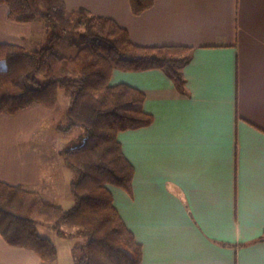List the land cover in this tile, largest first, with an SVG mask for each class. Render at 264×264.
Returning a JSON list of instances; mask_svg holds the SVG:
<instances>
[{"label": "crops", "instance_id": "0c3cea01", "mask_svg": "<svg viewBox=\"0 0 264 264\" xmlns=\"http://www.w3.org/2000/svg\"><path fill=\"white\" fill-rule=\"evenodd\" d=\"M65 2L114 19L138 45L191 49L183 90L161 69H117L111 80L140 89L153 116L119 134L135 176L131 193L112 188L143 246V264H264V0H155L139 16L130 0ZM8 13L0 6V43L44 46L42 21L16 23ZM55 109L0 116V181L53 203L59 188L65 208L75 202L66 161L59 158V181L52 166L47 178L45 160L22 147L25 139L32 152L33 136L54 122ZM0 264L46 263L0 235Z\"/></svg>", "mask_w": 264, "mask_h": 264}, {"label": "trees", "instance_id": "16d2710c", "mask_svg": "<svg viewBox=\"0 0 264 264\" xmlns=\"http://www.w3.org/2000/svg\"><path fill=\"white\" fill-rule=\"evenodd\" d=\"M2 5L8 7L11 21H42L51 36L35 50L0 43V116L34 105L54 110L64 90L70 105L59 130L79 127L83 134L79 144L63 153L75 174L70 185L75 206L66 209L22 185L0 181V235L10 246L54 264L58 249L38 227L47 224L60 237L67 236L65 228H72L88 238L77 264H143V246L115 206L112 188L131 193L135 176L119 134L150 125L153 116L145 110L146 96L140 89L111 80L117 69H161L183 90V68L191 60V49L138 45L114 19L84 8L71 11L65 0H0ZM130 5L139 16L155 0H130ZM76 33L83 35L74 42L77 54L60 56L55 46Z\"/></svg>", "mask_w": 264, "mask_h": 264}, {"label": "rangeland", "instance_id": "374dc122", "mask_svg": "<svg viewBox=\"0 0 264 264\" xmlns=\"http://www.w3.org/2000/svg\"><path fill=\"white\" fill-rule=\"evenodd\" d=\"M83 31V28L79 29ZM51 34L48 33V40H45L44 46L49 43V38ZM83 35L81 33H76L75 35L65 36L56 46L55 49L60 56L70 57L74 56L78 52V47L74 45V42H80V39ZM70 105V99L65 93L64 90L60 91L58 105L54 111V122L46 123L37 131L32 138L31 151L28 150V144L26 140H23L22 147L25 149V154L28 156H39L42 160H45V171L47 178L49 177V166H52L55 169V180L59 181V158H64V150L71 146L79 144L80 137L83 134V129L76 127L72 131H61L59 130V125L66 121L65 109L68 110ZM66 110V111H67ZM67 113V112H66ZM65 114V115H64ZM64 115V116H63ZM40 118H36L33 125L37 124ZM31 122L33 119H30ZM61 120V124H59ZM29 122V124H31ZM57 125V126H56ZM75 176L73 172V177ZM64 180L67 178L66 174H63ZM56 195L54 198L56 204H59V188L55 189ZM75 201V200H74ZM68 203V202H67ZM74 204H66V209H71L75 206ZM39 233L43 236L49 237L55 246L58 249L59 258L58 261L54 264H77V260L82 256L83 250L82 247L88 242V238L76 233V229L65 228L68 232L67 236L60 237L58 233L52 229L47 224L39 225ZM71 234V235H70ZM49 264V263H46Z\"/></svg>", "mask_w": 264, "mask_h": 264}]
</instances>
